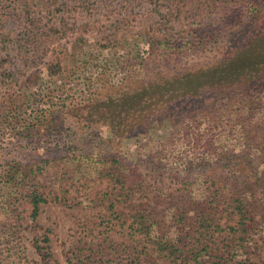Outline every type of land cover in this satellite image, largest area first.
Returning a JSON list of instances; mask_svg holds the SVG:
<instances>
[{
    "label": "rangeland",
    "instance_id": "rangeland-1",
    "mask_svg": "<svg viewBox=\"0 0 264 264\" xmlns=\"http://www.w3.org/2000/svg\"><path fill=\"white\" fill-rule=\"evenodd\" d=\"M263 21L264 0H0V172L12 161L44 160L12 203L0 190V264H44L34 247L43 235L53 264H178L90 255V229L114 223L116 215L102 194L95 204L76 203L82 193L69 179L56 185V169L71 168L67 156L115 158L137 169L156 209L166 194L180 196L204 165L191 161L200 144L181 139V100L147 102L140 118L116 130L102 111L110 101L217 60L239 31ZM200 123L197 118L184 127ZM243 169L238 183L250 189L261 229L244 241L218 235L216 245L242 251L219 250L201 264H264L256 176L248 165ZM28 189L47 198L33 222ZM65 193L69 201L53 200ZM2 228L13 238L2 240Z\"/></svg>",
    "mask_w": 264,
    "mask_h": 264
},
{
    "label": "trees",
    "instance_id": "trees-1",
    "mask_svg": "<svg viewBox=\"0 0 264 264\" xmlns=\"http://www.w3.org/2000/svg\"><path fill=\"white\" fill-rule=\"evenodd\" d=\"M172 99L181 100V139L200 144L196 152L200 154L191 161L204 165L184 193L178 197L166 194L161 208L151 202L152 191L137 169L115 158L67 156L65 163L71 168L56 169V185L69 179L70 187L82 193L76 203L95 204L103 199H98L99 194L109 199L115 222L106 221L102 227L96 224L89 231V253L100 261L125 255L130 263L163 258L178 264H201L219 250L242 251L241 247L216 245L218 235L244 241L261 229L260 219L255 220L251 210L253 195L249 188L239 186L238 175L247 165L253 171L264 213V21L239 31L217 60L162 85L110 101L102 113H109L116 130L120 124L140 118L145 103L168 105ZM197 118L200 125L184 127ZM43 166V159L29 166L7 163L0 172L1 198L11 202L21 195L26 182ZM60 170L64 171L57 176ZM97 187L100 189L95 190ZM25 197L33 222L47 198L35 189H28ZM53 200L70 199L65 193ZM2 230V240L13 238L11 231ZM6 244L4 251L10 253L13 247ZM34 247L44 264H53L47 235L37 237ZM19 258L20 263L24 258Z\"/></svg>",
    "mask_w": 264,
    "mask_h": 264
}]
</instances>
